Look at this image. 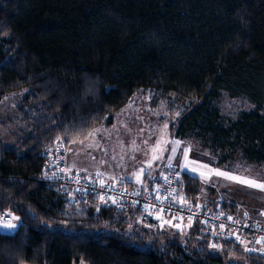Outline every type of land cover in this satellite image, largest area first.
<instances>
[{
	"label": "trees",
	"instance_id": "16d2710c",
	"mask_svg": "<svg viewBox=\"0 0 264 264\" xmlns=\"http://www.w3.org/2000/svg\"><path fill=\"white\" fill-rule=\"evenodd\" d=\"M138 88L182 105L172 137L264 163V0H0V102L21 94L22 123L16 147L0 140V214L19 217L0 264H264L200 223L73 206L39 181L47 146L111 122ZM178 169L198 203L202 179Z\"/></svg>",
	"mask_w": 264,
	"mask_h": 264
},
{
	"label": "rangeland",
	"instance_id": "374dc122",
	"mask_svg": "<svg viewBox=\"0 0 264 264\" xmlns=\"http://www.w3.org/2000/svg\"><path fill=\"white\" fill-rule=\"evenodd\" d=\"M18 94L11 93L0 102V140L9 147L17 146L19 128L22 126L17 116L21 99V94ZM221 101L226 112L229 100L225 97ZM181 106L175 98H156L151 90L138 88L129 102L113 114L111 122L105 120L84 139L71 142L69 159L72 165L82 167L86 175L94 180L124 182L126 171L136 170L147 159L150 162L155 154L166 150L168 154L161 163L165 169L171 162L172 166L181 171L202 179L198 203H234L237 205V213H242V217L264 224V190L215 175L216 171L226 172L241 180L264 184V163H250L238 156L222 163L220 157L214 155L204 143L192 138L172 137L169 126L176 121L180 113L177 109ZM164 143H168V149ZM173 148L176 149L175 152L172 151ZM192 168H196V171H191ZM200 173L204 175L201 176ZM112 177L116 179L113 180ZM143 217L150 216L143 214ZM153 218L160 226H171L177 230L187 229L189 226L184 219L166 215ZM13 221L18 223V220ZM0 230L12 231L2 225ZM74 264L86 263L79 261Z\"/></svg>",
	"mask_w": 264,
	"mask_h": 264
},
{
	"label": "built area",
	"instance_id": "2783aa9c",
	"mask_svg": "<svg viewBox=\"0 0 264 264\" xmlns=\"http://www.w3.org/2000/svg\"><path fill=\"white\" fill-rule=\"evenodd\" d=\"M42 155L44 162L39 181L70 205L94 207L96 211L104 206H114L118 210L138 208L147 217L166 215L184 219L189 224L200 223L204 233L210 236L212 244L225 239L233 248L244 253L264 255V243H257L264 237V224L244 219L237 212L224 209L220 203L204 207L192 202L181 192V174L176 166L169 167L162 178H153L145 187L104 180V187H101V180H94L80 169L68 165V146L62 139L47 146ZM113 199L117 200L116 204L112 203ZM9 214L1 213L0 221L14 223ZM250 249L255 251H249Z\"/></svg>",
	"mask_w": 264,
	"mask_h": 264
},
{
	"label": "crops",
	"instance_id": "0c3cea01",
	"mask_svg": "<svg viewBox=\"0 0 264 264\" xmlns=\"http://www.w3.org/2000/svg\"><path fill=\"white\" fill-rule=\"evenodd\" d=\"M79 141V140H77ZM70 144L71 142L67 145L68 146V165L72 168H78L80 169L85 175L86 173L84 172V170H82V167L80 166H73L70 159H69V150H70ZM168 144V143H167ZM164 143V146H166V149L169 148V145H167ZM162 146V147H164ZM167 151L165 150L164 152L161 151L157 154H155V156H159V159H153V160H150V162H147L148 159L146 160V162L144 164H142V166H139L136 170H133V171H126L125 172V183H132V184H137V185H141V186H147L148 183L150 182V180H152L153 178H162L164 176V173L166 172V169H165V166L163 167V165H161L162 163V160L164 157L167 156ZM149 163H151V167H148ZM141 168H144L145 169V172H144V175L142 177L143 179V183H137L136 182V175L139 174V170ZM115 182V181H114ZM239 214V213H238ZM244 214V213H243ZM239 215H242L239 214ZM250 220H253V219H250ZM254 221V220H253ZM0 232H7L5 230H0Z\"/></svg>",
	"mask_w": 264,
	"mask_h": 264
},
{
	"label": "snow or ice",
	"instance_id": "6c2138e0",
	"mask_svg": "<svg viewBox=\"0 0 264 264\" xmlns=\"http://www.w3.org/2000/svg\"><path fill=\"white\" fill-rule=\"evenodd\" d=\"M177 143H178V142H177ZM154 151H155V150H154ZM172 151L175 152L176 149L173 148ZM153 159H154V160H155V159H159V156H154ZM171 166H172V165H171V162H169L168 167H171ZM148 167H151V163H149ZM205 167H206V166H205ZM191 171L195 172V171H196V168H192ZM144 172H145V169H144V168H141V169L139 170V174L136 175V182H137V183H141V184L143 183V179H142V177H143V175H144ZM98 175H99V174H98ZM200 175L203 176L204 173H200ZM215 175H217V176H223V177H225V178H227V179H230V180H233V181H237V182H240V183H243V184L249 185V186H251V187L259 188V189H261V190H264V184H257V183H255L254 181H251V180H241L239 177L231 176V175H229V174L226 173V172H219V171H216V172H215ZM112 179L115 180L116 178H115V177H112ZM165 179H167V177H165ZM100 186H101V187H104V181H103V180L100 181ZM135 194H136V195H139V193H135ZM101 200H102L104 203H107V201L104 200L103 197H101ZM112 203H113V204H116V203H117V200L113 199V200H112ZM262 214H264V213H262ZM9 215H10V214H9ZM158 218H160V217H158ZM229 219H231V218H229ZM12 220H19V217H15V216H13V217H12ZM0 225H2L3 228H7V229H15V228H17V224H15V223H13V222H11V221H0ZM176 227H179V225H176ZM221 228H223V225H221ZM237 239H239V237H237ZM240 242H241V243H244V241H242V240H241ZM257 243H264V237H261V238L257 241ZM215 246H216V245H213V247H215ZM249 251H255V249H250Z\"/></svg>",
	"mask_w": 264,
	"mask_h": 264
}]
</instances>
